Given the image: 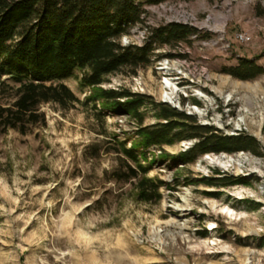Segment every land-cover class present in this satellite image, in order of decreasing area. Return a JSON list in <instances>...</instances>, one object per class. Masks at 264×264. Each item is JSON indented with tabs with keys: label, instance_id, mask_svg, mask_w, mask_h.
Returning a JSON list of instances; mask_svg holds the SVG:
<instances>
[{
	"label": "rangeland",
	"instance_id": "obj_1",
	"mask_svg": "<svg viewBox=\"0 0 264 264\" xmlns=\"http://www.w3.org/2000/svg\"><path fill=\"white\" fill-rule=\"evenodd\" d=\"M170 22L196 32L178 44L153 42L146 65L136 72L122 67L100 85L149 97L139 108L142 124L130 114L102 110L98 101L96 108L93 102L68 109L44 103L39 110L45 122L26 133L0 131V264H264V73L241 80L223 72L240 57L264 67V0L146 5L143 23L119 43L141 46L151 41V28ZM179 54L195 82L172 81L179 89L174 105L162 96L165 79L158 62ZM81 75L75 70L62 82L84 100L90 89L80 85ZM5 83L0 103L7 105L17 85ZM153 103L211 126L217 136L250 135L260 154L197 152L192 161L177 160L195 145L194 138L149 148L143 162H150L148 176L165 185L159 200L139 201L130 182L111 178L120 163L112 138L130 146L141 126L158 122ZM188 105L203 108L204 116ZM208 153L242 163L227 169L209 165L201 160ZM231 178L245 182L222 184ZM222 206L232 208L236 218L219 213Z\"/></svg>",
	"mask_w": 264,
	"mask_h": 264
},
{
	"label": "trees",
	"instance_id": "obj_2",
	"mask_svg": "<svg viewBox=\"0 0 264 264\" xmlns=\"http://www.w3.org/2000/svg\"><path fill=\"white\" fill-rule=\"evenodd\" d=\"M167 1L175 0H0V87H4L6 80L17 85L12 87V103H0V131L11 128L26 133L31 125L45 122L39 110L44 103L68 109L76 103L93 102L96 108L98 101L102 110L130 114L142 124L139 108L148 104L149 97L100 85L122 67L136 72L146 65L154 50L153 42L159 46L178 44L196 32L188 24L170 22L151 28V41L141 46L119 43L121 35L143 23L146 5ZM75 70L82 72L80 85L90 89L84 100L62 82ZM223 72L250 80L264 73V67L254 59L240 57L235 65L223 67ZM153 104L158 122L141 126L130 146L126 140L112 138L120 163L111 171V178L130 182L139 201L159 200L160 188L165 185L164 181L148 176L150 162H143L148 159L149 148L194 138L195 145L180 153L177 160L192 161L197 152L249 150L260 154L257 140L250 135L217 136L211 126L196 124L193 117L166 103ZM244 182L231 178L222 184Z\"/></svg>",
	"mask_w": 264,
	"mask_h": 264
},
{
	"label": "bare ground",
	"instance_id": "obj_3",
	"mask_svg": "<svg viewBox=\"0 0 264 264\" xmlns=\"http://www.w3.org/2000/svg\"><path fill=\"white\" fill-rule=\"evenodd\" d=\"M164 89L162 90V96L164 97V100L168 103H172V104H176L177 102V96H178V92L179 89L177 88V86L169 79L165 80V85H164ZM198 94L200 96H203V94L201 92H198ZM188 107L190 108L191 112L197 113L199 115H201L202 117L205 114V110L203 108H200L198 106H190L188 105ZM238 122H244V118H242L241 120H239ZM185 144V143H184ZM202 161H205L207 164L209 165H215L224 169H227L228 167L234 166V165H241L242 161L238 158H234L230 155H227L225 153L219 154V155H215L213 153H208L206 155H204L201 158ZM201 162V161H200ZM242 190H239L237 192V194H241ZM218 212L221 214H224L227 217L230 218H236V213L234 212V210L228 206H222L218 209ZM211 224H213L211 222ZM213 243V242H212ZM201 244L207 248V243L206 242H201Z\"/></svg>",
	"mask_w": 264,
	"mask_h": 264
},
{
	"label": "built area",
	"instance_id": "obj_4",
	"mask_svg": "<svg viewBox=\"0 0 264 264\" xmlns=\"http://www.w3.org/2000/svg\"><path fill=\"white\" fill-rule=\"evenodd\" d=\"M238 38L240 40H243V39H245V36L240 33L238 35ZM179 61L181 63H177ZM185 62H186V60L182 59V57L166 58V59H163V60L158 62V64H159L158 70H163L162 72L164 73V75L162 77L165 80L169 79L171 81H174V83H176V84H180L181 81L186 82V85L187 84H193L195 82L194 75H193L190 68L185 67V64H186ZM163 63H165L168 66L163 65ZM163 83H165V82H163Z\"/></svg>",
	"mask_w": 264,
	"mask_h": 264
}]
</instances>
